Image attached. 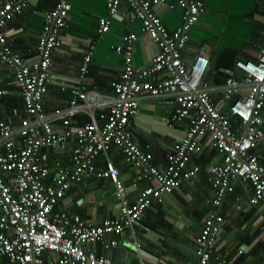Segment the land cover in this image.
<instances>
[{
  "label": "built area",
  "instance_id": "built-area-1",
  "mask_svg": "<svg viewBox=\"0 0 264 264\" xmlns=\"http://www.w3.org/2000/svg\"><path fill=\"white\" fill-rule=\"evenodd\" d=\"M27 1L6 0L0 4V62L10 69L27 115L15 126L0 121V256L11 264H121L98 254L95 244L115 246L117 236L127 231L129 246L138 252L135 226L151 202H160L164 194L194 176L198 167L190 165L189 160L197 141L205 136L209 147L221 153L222 158L220 164L207 169L212 195L205 203L213 208L208 210L193 239L194 256L187 264H208L212 255L218 258L214 243L222 217L217 211L224 195L232 190L230 180L238 178L249 185L250 204L264 201V162L253 152L256 143L264 140L260 116L264 102V33L256 59H236L239 78L229 74L218 86L223 98L236 95L227 111L221 112L201 81L206 58L197 55L189 64L181 58L187 31L203 12L202 1L175 0L180 8V23L168 30L153 10L163 0H124L139 20L141 33L156 45L157 51L148 66L136 68L132 63L136 35L123 34L113 46L121 55V72L110 83L113 97L105 113L99 114L100 123L91 110L87 112L88 121L72 128L69 115L80 108L76 98L83 96L78 90L72 91V99L63 110L53 114L43 110L50 58L65 24L69 0H55L44 13L36 39L38 56L31 61L9 47L2 30L6 20ZM121 1L105 0L107 13L116 14ZM109 24L108 17H99L96 32L104 33ZM90 49L79 66L77 80L86 71ZM161 96L173 97L170 123L187 119L188 124L165 153L163 167L158 168L135 141L128 120L136 113L141 98ZM55 117L58 124L53 122ZM231 119L240 126V134L232 127ZM67 141L72 143L69 163L58 158L50 160L49 149L62 147ZM112 146L119 149L124 163L133 169L135 180L147 182L132 201L126 198L117 168L108 159L103 168L96 169L94 159L105 157ZM90 177L111 181L118 208L116 216L105 217L96 224L56 208L70 185ZM261 233L263 256L259 263L251 264H264V224ZM45 253H50L46 261ZM137 264L143 262L139 260Z\"/></svg>",
  "mask_w": 264,
  "mask_h": 264
},
{
  "label": "crops",
  "instance_id": "crops-1",
  "mask_svg": "<svg viewBox=\"0 0 264 264\" xmlns=\"http://www.w3.org/2000/svg\"><path fill=\"white\" fill-rule=\"evenodd\" d=\"M4 1L0 0V4ZM201 1L203 12L187 31L181 58L185 64L191 63L197 55L206 58L201 81L207 86L214 105L221 112H226L236 95L223 98L217 88L229 74L239 78L240 72L234 64L236 59H256L264 33V0ZM54 3L55 0H28L19 12L6 20L2 28L6 41L21 58L31 61L38 56L37 35L44 13ZM69 3L64 27L58 35V45L50 58V77L43 95V110L52 114L63 110L72 99V91L78 90L83 94L76 98L80 108L69 115L70 126L74 128L89 120L87 112L91 110L100 123L98 116L105 113L113 97L110 83L121 72V55L113 46L119 43L123 34L132 32L136 35L132 49V63L136 68L148 66L157 47L141 33L140 22L126 1L120 2L114 15L107 13L105 0H69ZM153 10L168 30L179 25L180 8L175 0H163L153 6ZM99 17L110 20L108 30L100 34L96 32ZM88 49L91 53L86 71L77 80L79 66ZM173 108L171 96L143 97L138 101L136 113L128 120L135 141L149 153L152 163L158 168L163 167L165 153L183 135L188 124L187 119L170 123ZM260 116L264 123V102ZM23 117L27 115L13 84L11 71L0 62V121L15 126ZM231 120L232 127L240 134V126ZM53 122L58 124L59 119L55 117ZM71 146V141H67L62 147L50 148V160L58 158L69 163ZM253 152L264 162V140L256 143ZM221 158V153L209 147L207 137L199 138L189 160L190 165L198 167L194 176L164 194L160 202H151L135 226L139 251L129 246V234L124 231L117 236L118 244L115 246L96 243L97 253L121 264H137L139 260L143 264H187L194 256L193 239L208 210L213 208L205 203L212 195L206 179L207 169L220 164ZM107 159L117 168L125 196L132 201L147 182L135 180L133 169L124 163L117 147H110L105 157L99 155L94 159L96 169L103 168ZM230 184L232 190L224 195L217 211L222 217L214 243L218 258L212 255L208 264L259 263L263 256L264 201L250 204L249 185L238 178H232ZM56 208L95 224L118 214L112 183L104 177H90L73 183L59 199ZM49 257L50 253H45L44 261ZM0 264L11 263L0 256Z\"/></svg>",
  "mask_w": 264,
  "mask_h": 264
},
{
  "label": "trees",
  "instance_id": "trees-1",
  "mask_svg": "<svg viewBox=\"0 0 264 264\" xmlns=\"http://www.w3.org/2000/svg\"><path fill=\"white\" fill-rule=\"evenodd\" d=\"M4 258V257H3ZM5 259V258H4Z\"/></svg>",
  "mask_w": 264,
  "mask_h": 264
},
{
  "label": "bare ground",
  "instance_id": "bare-ground-1",
  "mask_svg": "<svg viewBox=\"0 0 264 264\" xmlns=\"http://www.w3.org/2000/svg\"><path fill=\"white\" fill-rule=\"evenodd\" d=\"M76 184V183H75Z\"/></svg>",
  "mask_w": 264,
  "mask_h": 264
}]
</instances>
